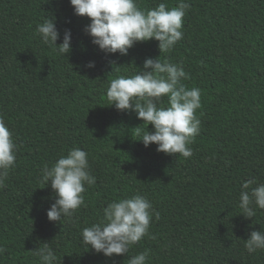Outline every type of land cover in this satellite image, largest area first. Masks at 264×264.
Instances as JSON below:
<instances>
[{
    "label": "trees",
    "instance_id": "trees-1",
    "mask_svg": "<svg viewBox=\"0 0 264 264\" xmlns=\"http://www.w3.org/2000/svg\"><path fill=\"white\" fill-rule=\"evenodd\" d=\"M161 2L171 8L180 0H136L145 11ZM186 2L183 38L172 50L160 54L151 39L122 56L91 42L90 19L76 16L70 0H0V118L17 145L0 188V264H40L35 250L43 243L55 264H128L145 250L146 264H264V250L244 246L252 231H264V210L245 218L239 207L245 181H255L247 191L264 184V0ZM46 17L55 19L57 45L70 30L67 55L36 35ZM157 57L182 66L189 76L182 83L200 89V132L188 158L145 147L140 139L152 126L107 101L112 79ZM73 148L88 154L95 183L85 184L71 218L50 222L55 193L42 169ZM136 194L160 214L150 237L112 257L82 243V230L109 203Z\"/></svg>",
    "mask_w": 264,
    "mask_h": 264
},
{
    "label": "clouds",
    "instance_id": "clouds-1",
    "mask_svg": "<svg viewBox=\"0 0 264 264\" xmlns=\"http://www.w3.org/2000/svg\"><path fill=\"white\" fill-rule=\"evenodd\" d=\"M70 5L76 16L90 19L84 31L94 45L105 54L122 56L136 43L151 39L159 42L160 54L172 50L183 38V18L190 8L186 0H180L171 8L161 2L147 11L138 8L136 0H70ZM36 35L59 54L67 55L71 50L70 30H65L63 42L57 45L60 33L54 18L46 17L38 24ZM94 66V62L87 65ZM188 78L182 66L161 61L159 57L146 58L139 73L109 82L107 101L121 112H135L143 124L152 126V131H145L140 139L145 147L155 144L157 152L188 158L193 154L189 145L199 135L201 125L196 115L201 107L200 89H189L182 83ZM165 103L166 106H161ZM16 149L12 133L0 118V188L4 187L9 171L15 166ZM41 178L46 185L50 182L55 193V202L47 211V218L58 223L63 218H71L83 205L85 184L95 183L89 171L88 154L80 148L69 150L51 167L46 165ZM253 183L254 180L245 181L239 197V207L245 218H253L255 208L264 210V184L247 191ZM153 215L157 220L160 218L144 195L113 201L103 209L98 223L82 230V243L106 257L127 254L130 247L145 236H151L149 227ZM244 246L249 254L264 250V231H252ZM149 251L132 256L128 264H146ZM3 252L0 248V254ZM35 255L40 264H55L57 259L48 243L36 249Z\"/></svg>",
    "mask_w": 264,
    "mask_h": 264
}]
</instances>
